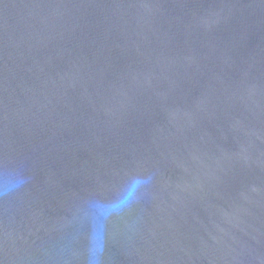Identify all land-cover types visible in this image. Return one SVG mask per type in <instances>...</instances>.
<instances>
[{
    "label": "water",
    "instance_id": "1",
    "mask_svg": "<svg viewBox=\"0 0 264 264\" xmlns=\"http://www.w3.org/2000/svg\"><path fill=\"white\" fill-rule=\"evenodd\" d=\"M93 247L264 264V0H0V264Z\"/></svg>",
    "mask_w": 264,
    "mask_h": 264
},
{
    "label": "clouds",
    "instance_id": "2",
    "mask_svg": "<svg viewBox=\"0 0 264 264\" xmlns=\"http://www.w3.org/2000/svg\"><path fill=\"white\" fill-rule=\"evenodd\" d=\"M23 181H19V183H22ZM147 180L144 179H137L135 181H133V191L135 188L139 187L141 184L146 183ZM10 188H6L4 189V192L10 191ZM132 196V192L130 191L128 194V197H126L125 199H129ZM98 253H99V249L96 247H93L92 249H90L89 252V258H88V264H98Z\"/></svg>",
    "mask_w": 264,
    "mask_h": 264
}]
</instances>
